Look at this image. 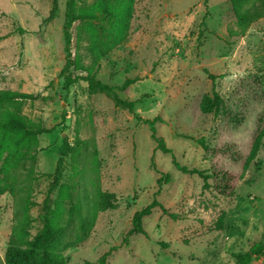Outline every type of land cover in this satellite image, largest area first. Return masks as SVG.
<instances>
[{"label":"rangeland","instance_id":"obj_1","mask_svg":"<svg viewBox=\"0 0 264 264\" xmlns=\"http://www.w3.org/2000/svg\"><path fill=\"white\" fill-rule=\"evenodd\" d=\"M98 1L74 0L72 56L108 84L133 78L116 91L135 101L132 111L111 94L90 92L85 81L62 88L66 0H57L48 22L52 0H0V89L38 94L22 112L54 127L37 136L34 163L13 169L5 163L9 143L0 148V264L16 221L24 217L34 235L61 184L71 193L63 208L78 207L86 219L99 190L112 193L114 204L97 212L83 240L62 249L76 236L72 216L55 243L66 264H96L106 252L105 264H236L233 254L264 241V17L236 35L229 0H133L124 39L107 50L99 47L108 22ZM213 91L219 108L204 112L202 99ZM136 116L158 117L156 135L180 164L209 173L210 187L176 169ZM257 138L259 150L246 165ZM151 160L170 174L168 183H156ZM25 166L34 170L28 180ZM153 198L180 217L156 206L142 220L147 236L124 241L133 212ZM222 210L223 228L210 231ZM252 264H264V254Z\"/></svg>","mask_w":264,"mask_h":264},{"label":"trees","instance_id":"obj_2","mask_svg":"<svg viewBox=\"0 0 264 264\" xmlns=\"http://www.w3.org/2000/svg\"><path fill=\"white\" fill-rule=\"evenodd\" d=\"M233 14L236 19V29L230 30L232 34L243 35L246 29L255 20L264 17V0H229ZM133 0H99L96 3V9L102 13L107 19L108 28L107 32L99 38V47L101 49H110L113 45L121 42L128 30V19ZM57 11V0H52V6L48 11L43 22L50 21ZM207 13V12H206ZM203 15V19L206 17ZM75 2L74 0H66L64 10L63 22V41L65 61L62 65L58 77L62 79V88L68 92L72 84L78 81H85L87 88L90 92H104L111 94L116 105H121L132 111L135 101L122 99L117 95V90L126 89L132 82L133 78L126 77L122 84L112 85L103 82L95 77L87 68L77 64L71 52L72 34L71 27L76 20ZM204 21V20H203ZM204 24V23H203ZM83 69L86 73H73L72 70ZM211 76V74H210ZM214 78V76H211ZM38 94L24 92L12 89H0V148L4 143H9L10 150L5 159L6 165H10L13 169L19 168L23 165L25 160L34 163L35 149L37 144V136L54 129V127H45L31 121L23 112L22 105L27 100H35ZM220 105V97L217 92L213 91L212 96L206 95L202 99L201 109L204 112H216ZM138 122L146 124L149 127L150 137L156 141V149L164 153H170L172 163L176 169L189 174H196L202 178V188L207 189L210 187L208 179L211 177L205 170L197 167H188L185 164H180L174 157L172 149L167 147L162 138L156 135L155 122L158 117L142 118L136 116ZM65 151H70L66 138H63ZM202 145V140H199ZM203 146V145H202ZM260 146V138H257L252 144L247 163L254 158ZM26 148V151L23 148ZM246 165L244 167H246ZM151 168L159 173L156 183L161 186L170 180V174L159 170L154 166L153 161L150 162ZM24 173L26 180L32 177L34 170L31 166H25ZM14 182V178H11ZM60 195L54 208L46 207L43 214L42 227L31 237L26 229V220L20 217L12 227V232L9 237V246L5 253V264H66L60 250L55 246L59 236L67 228L68 223L71 221L72 216L75 214L78 217V228L73 242L65 244L62 249H66L81 240L86 236L87 231L92 226L97 212L113 208L112 202L113 194L106 191L99 190L96 193L90 217L86 219L80 213L78 207L71 206L65 210L62 206V201L66 198L70 199V190L67 184L59 186ZM159 206L162 213L169 214L173 218L180 217V215L168 212L156 198H153L148 204L137 209L131 216V225L126 230L123 240L127 241L128 238L134 234L141 233L147 236V232L143 228V217L151 213L152 209ZM67 212V218L63 220V214ZM225 211L222 210L217 219L213 222L210 231H218L223 228ZM164 247L166 243H161ZM264 254V241L252 243L245 251L233 254L236 264H252L261 255ZM107 252L102 254L96 264H105Z\"/></svg>","mask_w":264,"mask_h":264},{"label":"crops","instance_id":"obj_3","mask_svg":"<svg viewBox=\"0 0 264 264\" xmlns=\"http://www.w3.org/2000/svg\"><path fill=\"white\" fill-rule=\"evenodd\" d=\"M255 262V261H254Z\"/></svg>","mask_w":264,"mask_h":264}]
</instances>
